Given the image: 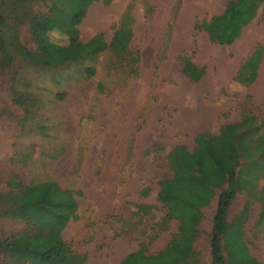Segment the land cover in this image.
<instances>
[{
	"label": "rangeland",
	"instance_id": "rangeland-1",
	"mask_svg": "<svg viewBox=\"0 0 264 264\" xmlns=\"http://www.w3.org/2000/svg\"><path fill=\"white\" fill-rule=\"evenodd\" d=\"M34 1L27 0L19 19L8 21L28 49L33 46L25 13L57 12L49 0ZM228 1H98L77 28L78 42L110 44L117 35L122 46L100 52L91 77H79L74 70L80 64L39 70L16 58L0 67V189L8 190L12 176L39 194L45 182L55 181L59 190L47 201L63 202L68 214L63 226L44 221L39 234L62 238L84 256V264H120L138 249L158 253L177 233L174 220L158 230L164 214L157 202L159 183L173 166L192 160L196 135L217 134L222 125L239 121L243 110L264 118V53L251 85L234 80L242 62L264 43V2L230 45L210 42L196 27L220 14ZM54 40L67 43L55 34ZM180 55L203 69L198 81L183 74ZM12 87L34 100L31 115L13 103ZM263 184L260 180L259 187ZM64 189L74 193L66 198ZM216 199L202 209L197 264H210ZM245 201L244 193L237 194L228 212L226 264H264V208L256 202L241 216ZM141 203L155 208L136 216ZM27 229L32 230L22 221L0 220V238Z\"/></svg>",
	"mask_w": 264,
	"mask_h": 264
},
{
	"label": "trees",
	"instance_id": "trees-1",
	"mask_svg": "<svg viewBox=\"0 0 264 264\" xmlns=\"http://www.w3.org/2000/svg\"><path fill=\"white\" fill-rule=\"evenodd\" d=\"M98 1L107 5L112 0H49V5L57 10L55 15L35 11L25 13L24 22L33 46L28 49L20 43L17 27L11 31L8 26L10 18L22 16L20 11L23 12L27 0H0V67L12 64L16 58L39 70L80 64V70H74L79 77H91L94 74L91 63L96 56L122 46L117 35L110 44L95 41L81 45L78 42L77 28L91 4ZM46 2L35 0L31 4ZM263 2L229 0L220 14L212 15L196 27L206 32L210 42L230 45L257 16ZM54 34L66 40V45L57 43ZM10 44L15 48L14 53L10 51ZM263 53L264 43L253 49L239 67L234 79L237 83L247 87L256 80ZM179 62L183 74L193 81H198L204 74L202 68L193 65L183 55L179 56ZM56 78V75H50L51 81ZM11 95L13 103L22 107L25 116L31 115L34 100L24 93L19 94L13 87ZM40 133L47 135L44 129ZM260 180L264 181V118L243 110L239 121L222 125L217 134L196 135L192 160L173 166L172 175L159 183L157 202L164 214L157 224L158 230H166L169 222L174 220L177 233L170 235L166 246L158 253L138 249L126 255L120 264H197L194 245L200 233L202 209L215 197L216 207L209 234L210 264H226L222 240L229 226V209L236 195L241 193L246 197L241 216L246 215L256 202L264 208V184L259 187ZM6 185L7 191L0 189V220L22 221L32 230L17 231L0 238V264H84V256L72 251L62 238H45L37 232L44 221L59 226L67 222L63 202L47 201L59 190L58 184L45 182L42 194L31 185H23L17 176H12ZM63 192L66 198L74 193L71 189ZM135 208L136 216H144L155 207L141 203Z\"/></svg>",
	"mask_w": 264,
	"mask_h": 264
},
{
	"label": "bare ground",
	"instance_id": "bare-ground-1",
	"mask_svg": "<svg viewBox=\"0 0 264 264\" xmlns=\"http://www.w3.org/2000/svg\"><path fill=\"white\" fill-rule=\"evenodd\" d=\"M115 13H116V11H115ZM109 16H111V15H109ZM109 16H108V17H109Z\"/></svg>",
	"mask_w": 264,
	"mask_h": 264
}]
</instances>
